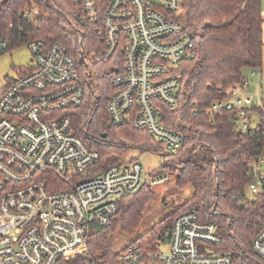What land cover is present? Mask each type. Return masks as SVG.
<instances>
[{"label": "built area", "instance_id": "2783aa9c", "mask_svg": "<svg viewBox=\"0 0 264 264\" xmlns=\"http://www.w3.org/2000/svg\"><path fill=\"white\" fill-rule=\"evenodd\" d=\"M72 1L81 10V25L95 30L102 49L82 64L60 44L28 40L33 67L0 93V264L246 263L219 250V224L196 210L178 215L154 249L133 243L106 260L90 252V239L112 224L124 198L164 185L170 177L149 175L137 159L98 171L99 151L76 135L67 112L85 106L90 95L98 97L93 65H105L112 89L109 125L132 123L162 143L164 154L177 153L185 139L166 128L163 106H178L180 67L196 55L197 32L187 30L183 0ZM19 16L31 21L39 12L32 7ZM8 46L9 41L2 44ZM80 51H85L82 44ZM251 75L257 78V91H249V79L221 89L226 98L212 105L211 118L236 110L237 130L252 128L249 109L264 113V106L261 70ZM249 167L248 191L257 194L264 186V156ZM252 251L255 258H244L264 264V229Z\"/></svg>", "mask_w": 264, "mask_h": 264}, {"label": "trees", "instance_id": "16d2710c", "mask_svg": "<svg viewBox=\"0 0 264 264\" xmlns=\"http://www.w3.org/2000/svg\"><path fill=\"white\" fill-rule=\"evenodd\" d=\"M32 7L37 8L38 17L28 21L19 16L22 10ZM182 8L188 32L197 34L195 57L180 67L178 106H163L166 128L181 133L185 139L177 153L164 154L162 143L132 123L119 128L109 125L107 106L112 89L109 82L105 83L108 78L104 72L105 84L99 80L94 86L98 97L90 95L85 106L68 110L67 115L76 135L99 151L98 171L123 163L130 150L160 153L167 160L160 168L162 173L174 174L179 189L192 188L184 204L149 229L136 244L154 249L158 237L170 232L179 214L196 210L204 220L219 224V250L245 259L244 264H254L244 256L255 258L252 242L264 229V186L251 198L247 192L252 180L249 166L264 156V113L257 107L250 108L251 113L260 114L259 122L255 128L241 132L233 123L238 111L222 110L211 118L210 110L215 102L226 98L219 92L221 89L226 91L245 81L247 69L262 67V0H183ZM80 15V8L72 0H0V56L34 39L60 44L77 61L86 63L103 45L93 28L81 25ZM6 41L11 45L3 49ZM81 44L84 52L80 51ZM106 67L101 65L99 71ZM153 196L154 188L145 187L124 198L112 224L90 239V252L103 260L114 257L109 236L136 235Z\"/></svg>", "mask_w": 264, "mask_h": 264}, {"label": "rangeland", "instance_id": "374dc122", "mask_svg": "<svg viewBox=\"0 0 264 264\" xmlns=\"http://www.w3.org/2000/svg\"><path fill=\"white\" fill-rule=\"evenodd\" d=\"M262 2L264 11V0ZM34 62L35 61L27 44H22L18 47H15L13 50L8 51L7 53L0 56V93L3 91V89L11 79H17L22 73L28 71L31 67H33ZM93 67L96 73L100 74L94 79L95 84L98 85L99 80L102 85L105 83L107 84L108 80L106 79V82L104 83L105 79L103 78L105 77L104 75H102L103 72L104 74L106 73L107 67L103 68L101 71H99L100 65H93ZM262 69L264 73V48ZM251 72L252 70H246V79L250 78ZM251 86V90L255 89L253 83L251 84ZM262 103L264 104V95ZM259 119L260 114L254 113L252 115V128L256 127L257 123L259 122ZM128 159H137L142 164L145 171L149 173V175L160 176L161 174H163L162 170L160 169L163 161V158L160 153H141L139 150H130L126 157V160ZM175 167L179 168V166L177 165ZM173 175H169V182L158 187H153L154 196L146 208L142 227L136 235L125 236L120 233H115L109 236L110 241L113 245L114 253H122V251L126 247L138 242L139 238L143 234H145L149 229H151L153 226L163 220L166 216H168L172 212V210H175L181 205H183L186 199L192 195L193 190L191 187H187L181 190L176 186V180L174 177L175 175ZM247 197H252L250 192H247ZM166 249L167 247L162 246L160 248V251L165 252Z\"/></svg>", "mask_w": 264, "mask_h": 264}, {"label": "crops", "instance_id": "0c3cea01", "mask_svg": "<svg viewBox=\"0 0 264 264\" xmlns=\"http://www.w3.org/2000/svg\"><path fill=\"white\" fill-rule=\"evenodd\" d=\"M263 1V0H262ZM262 9H263V2H262ZM264 12V11H263ZM260 70H261V77H262V79H261V84H262V87H261V93H262V99H263V95H264V73H263V69H262V67L260 68ZM249 80H250V82H251V84L253 83L254 84V88L255 89H253V90H251V87H250V90L249 91H251L252 93L253 92H256L257 91V78L256 77H253L251 74H250V78H249ZM254 81V82H253Z\"/></svg>", "mask_w": 264, "mask_h": 264}, {"label": "water", "instance_id": "95a60500", "mask_svg": "<svg viewBox=\"0 0 264 264\" xmlns=\"http://www.w3.org/2000/svg\"><path fill=\"white\" fill-rule=\"evenodd\" d=\"M102 137H103V138H106V137H107V135H106V134H104V135H102Z\"/></svg>", "mask_w": 264, "mask_h": 264}]
</instances>
